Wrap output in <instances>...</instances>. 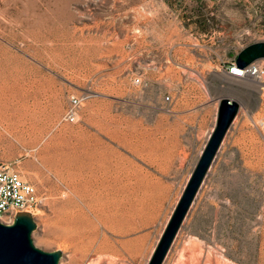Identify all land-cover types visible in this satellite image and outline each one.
<instances>
[{"label": "rangeland", "instance_id": "1", "mask_svg": "<svg viewBox=\"0 0 264 264\" xmlns=\"http://www.w3.org/2000/svg\"><path fill=\"white\" fill-rule=\"evenodd\" d=\"M260 40L264 0H0V162L35 188L34 244L60 250L58 264L76 243L146 264L227 97L238 113L165 264H264V79L257 90L222 72ZM46 92L61 105L37 137L29 114ZM90 151L113 172L93 186L41 161Z\"/></svg>", "mask_w": 264, "mask_h": 264}, {"label": "water", "instance_id": "2", "mask_svg": "<svg viewBox=\"0 0 264 264\" xmlns=\"http://www.w3.org/2000/svg\"><path fill=\"white\" fill-rule=\"evenodd\" d=\"M261 58H264V40L243 47L234 62L238 67H244ZM238 110L236 100L220 99L213 129L146 264L163 263ZM35 228L36 222L29 211L16 212L8 223L0 220V264L59 263L60 250H44L34 244L31 234Z\"/></svg>", "mask_w": 264, "mask_h": 264}, {"label": "bare ground", "instance_id": "3", "mask_svg": "<svg viewBox=\"0 0 264 264\" xmlns=\"http://www.w3.org/2000/svg\"><path fill=\"white\" fill-rule=\"evenodd\" d=\"M225 78L227 80H230V81L235 82L237 84H241L244 86H251L257 90L261 89V87H260L261 83H259L258 81L245 80V79H241L238 76L227 75V74H225ZM39 97L36 98L34 109H32V112L29 114V119L31 120V123H30L28 129H29L30 133H32L34 136L36 135L37 137H42L44 135V133L47 132L48 121L51 120V118L56 117L59 110H60L61 97L58 93H51V92H48V93L46 92L42 95H39ZM46 143H49V142H45V144ZM103 147H105V146H103ZM45 150L46 149H44V151ZM80 151H81V149H80ZM46 152L45 153L43 152V154L41 156L42 163H44L45 165H48L49 167H52V169H54V170H57V168L59 166L61 168H64L65 170L76 169L77 173L79 172V174L83 178H85V182H90V184L92 186L94 185V183L97 182L99 174H108V173L112 172L111 171L112 170V164L109 162V160L107 161L104 158L96 157L93 154V152H91V151L89 154H87V155L82 154V156H80V157H73L72 155L67 154L65 152L64 153L60 152L59 154H58V152L57 153H51V154H48ZM82 153H83V151H82ZM107 157H109V156H107ZM109 176H110V174H109ZM102 180L104 181V179H102ZM105 183H106V181H105ZM99 185H100V183H99ZM104 185H106V184H104ZM101 188L102 187H100V189ZM68 201L69 200H67V203L71 204ZM70 212H71V210H70ZM78 244L79 243H76L77 246H78ZM76 245H72L73 247L72 246H70V247L66 246V248L68 250V254H67V263L68 264H113V260L111 258H109L108 256H94L92 254H89L88 256H86L84 254V252H82V250L76 248ZM218 256L216 258H214L215 261L218 258ZM166 257H167V255H166ZM166 257H165V259H166ZM165 259H164L162 264H165ZM195 259H196V257H195ZM210 259H209V261H210ZM218 260L219 261H217L216 264H233V263L228 262V260L222 261L219 258H218ZM120 262H122V261H120ZM211 263H212V261L210 262V264ZM118 264H121V263H118Z\"/></svg>", "mask_w": 264, "mask_h": 264}, {"label": "built area", "instance_id": "4", "mask_svg": "<svg viewBox=\"0 0 264 264\" xmlns=\"http://www.w3.org/2000/svg\"><path fill=\"white\" fill-rule=\"evenodd\" d=\"M264 59V58H261ZM255 60L244 67H238L234 59L225 61L222 64V72L227 75H235L245 80L258 81L261 83L264 79L263 60ZM135 83H140V77L133 79ZM171 96L169 94L163 97V101L170 105ZM71 107L67 111V118L70 121L75 120L79 111V100L71 96ZM37 194L32 184L24 181L19 173L9 168L5 162H0V220L11 222L14 214L18 211L33 212L37 207Z\"/></svg>", "mask_w": 264, "mask_h": 264}, {"label": "trees", "instance_id": "5", "mask_svg": "<svg viewBox=\"0 0 264 264\" xmlns=\"http://www.w3.org/2000/svg\"><path fill=\"white\" fill-rule=\"evenodd\" d=\"M236 56H237V54H235L232 58L235 59Z\"/></svg>", "mask_w": 264, "mask_h": 264}]
</instances>
